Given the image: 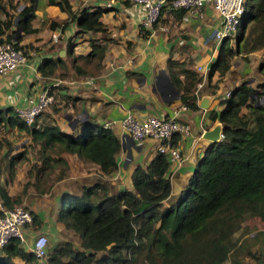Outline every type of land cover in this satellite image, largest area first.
<instances>
[{"label": "trees", "instance_id": "16d2710c", "mask_svg": "<svg viewBox=\"0 0 264 264\" xmlns=\"http://www.w3.org/2000/svg\"><path fill=\"white\" fill-rule=\"evenodd\" d=\"M47 2L68 14V18L50 21L49 28L63 29L74 21L81 30L104 29L99 9L81 6L73 10L68 0ZM5 6L6 1L0 2V41L4 38L22 46L18 43L21 36L36 29L31 25L34 0H22L15 15L9 14ZM13 21L15 29L10 30ZM259 48H263L264 57V0H244L235 36L220 39L206 77L215 72L223 74L232 57L246 59V53ZM103 49V43L93 44L86 55L72 57L75 71L82 72L78 59H100ZM56 65L63 67L59 57L42 58L37 70L48 75ZM256 70L264 77V60ZM190 76L192 86L199 78L192 71ZM247 80L231 88L223 107L210 113L219 121L222 135L206 145L186 184L175 195L169 192V158L162 153H155L144 166L134 165L129 176L131 186L111 193L103 176L115 170L121 142L111 128L90 117L80 122L74 134L61 131L50 116L38 122L39 114L29 125L15 115L0 113V125L23 129L30 136L31 147L36 148L39 164L28 170L33 181H25L21 193L28 184L36 188L38 182L48 181L46 177L51 173L56 180L66 174L68 165L61 152L93 163L99 171L91 183L80 186L78 194L63 193L60 197L56 220L78 235L79 247L67 240L58 242L47 249L43 260H38L23 249L18 239H12L0 247V264H13V256L26 264L238 262L234 255L239 244L234 235L241 222L253 215L264 220V82L252 85ZM191 97L181 95L184 104L194 108ZM23 154L19 152L14 157L19 159ZM8 163L15 162L9 158ZM0 201L11 207L19 204L20 196H9L0 186ZM230 253L234 254L232 259Z\"/></svg>", "mask_w": 264, "mask_h": 264}, {"label": "crops", "instance_id": "0c3cea01", "mask_svg": "<svg viewBox=\"0 0 264 264\" xmlns=\"http://www.w3.org/2000/svg\"><path fill=\"white\" fill-rule=\"evenodd\" d=\"M68 1L73 10L81 6L88 10L99 9V21L104 29L81 30L74 21L63 29L49 28L50 21L68 18V14L47 0H34L31 25L36 29L22 35L18 42L28 49L26 61L12 71L0 73V113L13 116L16 107L24 105L37 90L56 80L58 84L52 86L55 110L48 107L47 114L37 121L50 116L63 132L76 134L80 122L90 117L100 124L111 121L109 128L121 140L120 119L127 110L139 117L177 112L178 119L188 127L187 134H174L181 157L177 161L169 159L167 170L170 195L177 194L206 145L212 142L203 134L216 127L221 130L219 121L210 117V113L223 107L225 92L241 81L231 76L232 66H229L222 75L215 72L209 78L205 76L196 93L195 83L191 86V71L196 73L197 65L204 68L216 57L220 40L214 35L220 28V18L209 6L204 8L201 17L163 9L157 21L145 27L141 25L142 9L138 5L121 0ZM4 9L16 14L14 7L6 5ZM10 28L15 29L14 21ZM98 43L104 44L101 58L78 59L76 63L82 72L77 73L71 58L86 55L91 45ZM262 50L248 52L249 60L243 62L251 64L253 56H258ZM48 57H59L63 67L56 65L50 74L42 75L37 65ZM83 79H89L90 84H82ZM181 95L192 96L195 107L186 106ZM29 143L30 136L23 129L0 125V186L9 196L18 194L19 203L26 206L31 215V222L23 227L24 238L19 244L30 251L33 238L43 233L50 249L58 242L68 241L63 235L67 228L56 220L60 197L63 193L78 194L83 182L93 174L98 177L99 171L95 164L83 163L74 154L61 152L68 165L67 173L51 184L38 182L36 188L28 184L21 193L23 183L27 180L31 183L33 176L27 175L30 167L19 162L29 157L31 163L39 164L36 148L31 150ZM154 143L150 138L138 142L128 137L123 139L116 154L115 170L103 176L111 193L131 186L129 176L133 166H144L155 155ZM19 152L24 154L17 159L14 156ZM9 158L15 162L13 165H9ZM86 164L93 170L87 171ZM162 204L166 202L163 200ZM249 222L261 225L264 220L249 216L241 222V228ZM12 263L26 264L18 256L12 257Z\"/></svg>", "mask_w": 264, "mask_h": 264}, {"label": "built area", "instance_id": "2783aa9c", "mask_svg": "<svg viewBox=\"0 0 264 264\" xmlns=\"http://www.w3.org/2000/svg\"><path fill=\"white\" fill-rule=\"evenodd\" d=\"M125 3L135 4L141 7V25L150 26L157 21L163 9L181 10L189 15L201 17L204 8L209 6L220 18V28L215 32V37L220 40L223 37L233 39L237 30L240 16L244 10V0H121ZM26 52L22 46L14 45L6 39L0 41V73L14 70L26 61ZM194 93L201 86L205 78L208 66L196 67ZM58 84V80L37 90L29 97L26 103L14 109V115L26 124L33 123L36 117L47 109L55 101V93L52 86ZM82 84H90L89 79H83ZM52 87V88H51ZM229 91L225 92L228 96ZM111 121H104L103 126L109 127ZM121 135L133 141H141L150 138L155 141L154 150L156 153L165 154L171 160H179L181 155L174 143V134H187L188 127L178 119L177 112L171 115L149 114L143 117L126 111L120 119ZM219 133V138L221 137ZM120 142L122 143V141ZM31 222L30 212L21 205L11 207L4 206L0 201V247L12 239L22 241L24 238L23 227ZM47 236L43 233L37 234L31 244V252L42 258L47 252Z\"/></svg>", "mask_w": 264, "mask_h": 264}, {"label": "rangeland", "instance_id": "374dc122", "mask_svg": "<svg viewBox=\"0 0 264 264\" xmlns=\"http://www.w3.org/2000/svg\"><path fill=\"white\" fill-rule=\"evenodd\" d=\"M5 1H6V5L9 8H12V6H14L15 8H18L22 2V0H4V1L0 0V2H4V3H5ZM11 2H14V3H11ZM0 14H2V13L0 12ZM21 45L25 49V52L27 54V51H28L27 47L24 46L23 44H21ZM245 56H246V59H243V57L240 55H235L234 57L231 58V63H230V66H232V70L230 72L231 76L238 78L239 81L242 79H246V78L248 80L251 79L252 85H255V83L258 81L264 82V77H261V75L256 70L257 66L261 62V59L264 58L262 51L259 52V55L256 57L252 55L253 60L252 61L250 60L251 64H249V65H247L245 62H243V60L244 61L249 60L247 53L245 54ZM263 90H264V88H263ZM49 107H51L52 110H55V107H56L55 103L53 102ZM45 110H43L40 113L39 118L40 117L42 118V116L47 114L45 112ZM28 145H29V148L31 150H33L32 149L33 147H31V141ZM31 155H33V157H34V152L31 153ZM78 160L80 161V159H78ZM21 162L25 163L26 166L28 165L30 167L29 169H31L35 163V162L31 163V161L29 160V157H28L27 161L23 160V161H20L19 163H21ZM81 162L84 163V161H82V160H81ZM84 166L88 167L90 165L86 164ZM67 170H68V168H67ZM90 170H93V168L88 167L87 171H90ZM53 176H54V173H52L51 176L49 175L48 177H46V179H48L50 184L56 181V179H54ZM95 178H96V176L93 174V175H91V177L89 176V178L87 180H85L83 183L89 184ZM17 205H21L22 207H24V205L20 204V203ZM65 232L66 233L63 234L64 237L66 239H68V241H70L75 248L79 247V244H78L79 239L77 238L76 234L71 229H65ZM234 238L236 239L237 244H239L238 251L236 252L235 255L230 253L229 259H232V256L234 255V258H236L239 263L238 262L229 263V260H226L223 262V264H260V263L264 264V222L261 225H258L257 223H254V222L247 223L246 226L240 228V230L234 235ZM43 258H45V256L42 258H39L38 260H43Z\"/></svg>", "mask_w": 264, "mask_h": 264}, {"label": "water", "instance_id": "95a60500", "mask_svg": "<svg viewBox=\"0 0 264 264\" xmlns=\"http://www.w3.org/2000/svg\"><path fill=\"white\" fill-rule=\"evenodd\" d=\"M250 81L251 79L247 80L246 83H249ZM32 124L33 123H30L29 125H32ZM220 132H221L220 128L216 127V128L211 129L210 131L205 132L203 135L205 137L207 136V138L210 139L211 141H215L218 138ZM121 146H122V143H121Z\"/></svg>", "mask_w": 264, "mask_h": 264}]
</instances>
